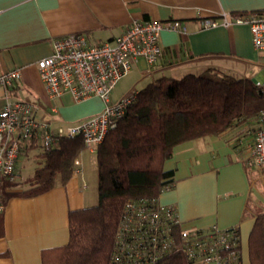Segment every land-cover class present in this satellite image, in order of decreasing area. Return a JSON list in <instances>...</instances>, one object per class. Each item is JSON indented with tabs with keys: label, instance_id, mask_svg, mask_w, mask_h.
I'll use <instances>...</instances> for the list:
<instances>
[{
	"label": "crops",
	"instance_id": "1",
	"mask_svg": "<svg viewBox=\"0 0 264 264\" xmlns=\"http://www.w3.org/2000/svg\"><path fill=\"white\" fill-rule=\"evenodd\" d=\"M264 10V0H0V71L20 68L22 77L10 89L9 99L26 100L36 106L38 117L55 118L56 124L82 120L101 112L104 101L90 96L76 101L70 93L51 97L42 81L37 62L52 53L53 38L83 32L91 41L113 43L134 20L178 19L185 32L169 28L161 32L162 54L153 64L139 58L114 87L120 96L139 91L161 76L181 77L217 68L232 73L259 64L250 26L231 22L204 28L205 18L232 20L238 12ZM247 77V75H246ZM7 100L0 88V109ZM242 128H246L243 126ZM232 128L219 136L185 141L174 148L164 163L173 182L159 194L164 204H174L179 220L196 228L235 227L240 247L249 261V236L256 215L264 213V166L248 165L245 142L251 134ZM21 151L16 165V185L3 212L0 264H43V250L69 241V210L91 206V173L97 172V152L86 147L78 155L80 172L36 195H24L28 180L43 160L35 153L37 167L27 174ZM23 182L20 185L19 182Z\"/></svg>",
	"mask_w": 264,
	"mask_h": 264
},
{
	"label": "built area",
	"instance_id": "2",
	"mask_svg": "<svg viewBox=\"0 0 264 264\" xmlns=\"http://www.w3.org/2000/svg\"><path fill=\"white\" fill-rule=\"evenodd\" d=\"M231 22L250 26L252 44L264 65V10L244 12L232 20L205 18L202 26ZM166 28L186 31L178 19H141L134 20L113 43L93 42L83 32L53 38L52 53L37 62L49 95L70 93L76 101L98 96L104 101L101 112L75 122L56 124L53 117H38L33 102L10 100V89L22 77V71H0V88L7 97L0 109V213L6 205L1 185L5 180H17L16 165L25 148L36 144L42 151L50 152L60 148L64 139L80 137L87 147L97 149L137 98L138 91H133L112 100L114 87L139 58H145L150 65L158 59L163 52L161 32ZM255 83L264 93V82ZM260 115L259 127L247 130L251 135L245 142L244 160L250 166H264V108ZM74 162L77 174L81 162L77 157ZM240 240L235 227L185 226L177 216L176 206L162 203L158 196L130 198L117 226L109 264H165L182 255L188 264H249Z\"/></svg>",
	"mask_w": 264,
	"mask_h": 264
},
{
	"label": "trees",
	"instance_id": "3",
	"mask_svg": "<svg viewBox=\"0 0 264 264\" xmlns=\"http://www.w3.org/2000/svg\"><path fill=\"white\" fill-rule=\"evenodd\" d=\"M263 108L264 93L253 78L217 68L148 82L96 149L98 202L69 210V241L43 250V264H109L127 200L158 196L172 184L173 171L165 170L164 163L174 148L237 127L246 126L245 135L259 127ZM86 147L82 138L75 137L64 139L58 149L41 151L43 163L22 194L47 191L57 177L65 184L76 168L75 158ZM15 185V181L2 183L5 204L11 195L7 188ZM165 264H188V259L182 255ZM249 264H264V213L256 215L250 232Z\"/></svg>",
	"mask_w": 264,
	"mask_h": 264
},
{
	"label": "rangeland",
	"instance_id": "4",
	"mask_svg": "<svg viewBox=\"0 0 264 264\" xmlns=\"http://www.w3.org/2000/svg\"><path fill=\"white\" fill-rule=\"evenodd\" d=\"M259 64H256V65H252L250 66V69H249V73L246 74L247 72H245L244 70H237L236 72H233L234 75L236 76H241V77H251V78H254L260 82H264V65H262V63L258 62ZM116 93H117V89H116ZM115 93V90L113 92V94H116ZM113 94H112V97H113ZM123 96V95H122ZM122 96H120L118 99H120ZM116 99V100H118ZM239 127H237L238 129ZM247 133V132H246ZM245 133V134H246ZM249 135V133H247ZM251 134V133H250ZM245 136V135H243ZM39 149H41L40 147L38 148H35L31 154L30 157L24 155L23 158L25 160V163L27 165L26 167V171L28 172L27 174H30V173H33L37 167V160H36V157H35V153L39 151ZM96 159H97V154H92ZM89 178H90V187H89V193L91 194L92 198H94V200L88 202L90 203V205H94L98 202V173L96 172V174H93L91 173L89 175ZM20 185H23V182H19ZM261 210H264V208H262Z\"/></svg>",
	"mask_w": 264,
	"mask_h": 264
},
{
	"label": "water",
	"instance_id": "5",
	"mask_svg": "<svg viewBox=\"0 0 264 264\" xmlns=\"http://www.w3.org/2000/svg\"><path fill=\"white\" fill-rule=\"evenodd\" d=\"M253 80L256 82L257 80L253 78Z\"/></svg>",
	"mask_w": 264,
	"mask_h": 264
}]
</instances>
